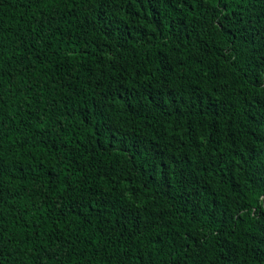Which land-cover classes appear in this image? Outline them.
I'll use <instances>...</instances> for the list:
<instances>
[{"label": "trees", "instance_id": "trees-1", "mask_svg": "<svg viewBox=\"0 0 264 264\" xmlns=\"http://www.w3.org/2000/svg\"><path fill=\"white\" fill-rule=\"evenodd\" d=\"M0 264H264V0H0Z\"/></svg>", "mask_w": 264, "mask_h": 264}]
</instances>
